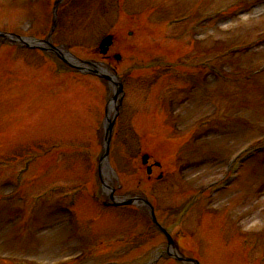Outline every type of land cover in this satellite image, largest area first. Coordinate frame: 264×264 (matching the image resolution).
Segmentation results:
<instances>
[{"label":"rangeland","instance_id":"374dc122","mask_svg":"<svg viewBox=\"0 0 264 264\" xmlns=\"http://www.w3.org/2000/svg\"><path fill=\"white\" fill-rule=\"evenodd\" d=\"M233 1L72 0L70 4L78 9V16L61 14L62 26L61 33L56 37L57 43L73 45L71 52L82 60L102 61L95 52L101 39L108 34L114 37L109 57L117 54L139 55L137 58L128 57L119 66L105 60L104 69L111 67L121 76H132L137 80L130 83L126 114L116 126L110 168L106 164L99 168L103 148L100 145L102 134L99 137L98 133L105 119L104 110L112 97L109 87L95 78L79 75H63L56 79L41 70L43 61L34 57L33 53L21 50L12 55L13 48L6 46L0 49V66H10L9 70H13L12 74H8L9 70L0 72V127L4 130V137H0L4 138V141L0 140V160L8 161L0 167V197L10 191L15 192L17 169L25 159L35 156L31 171L18 188L17 199L0 203V264H58L60 260L84 249L81 242L68 240V233L72 230L67 217L58 208L60 194L53 195L51 199L44 198L36 208L38 213L25 218L34 196L50 183L58 181L67 184L78 182V186L94 190L103 200L107 197L104 194L107 187L111 189V195L121 200L143 195L154 204L161 222L169 226L173 234L183 232L186 226L187 233L194 235L195 225H199L204 217L195 218L197 207L201 206L206 218L220 223L219 234L212 233L219 241L213 239L216 244L212 253L209 246L213 240L205 239L210 242L201 245L191 235V243L190 239L185 241L188 243L187 252L204 264H226V256L220 248L224 240V248L229 247L242 257L240 239H236L237 229H250L256 232L253 236H259L264 230V145L255 147L262 149L261 153L249 150L255 158L245 164L239 180L230 191L215 195L202 205H195L190 213L185 214L186 208L193 205L197 189L218 180L222 182L225 178L222 167L230 157L264 140V74L252 76L246 83L235 82L264 61V44L250 53H243L240 49L234 52L228 50L240 45L246 48L245 44L258 38L257 33L264 28V6L242 18H237L241 13L239 10L230 11L231 15L226 19L222 15L217 16L215 27L211 24L199 28L196 23L202 17L198 16L200 12H215ZM31 7L34 6L29 0H0V29L27 33L29 23L36 15L34 10L28 9ZM186 15L193 17L188 23L168 29L164 27L170 19ZM234 16H237L236 19ZM146 25L152 32L154 26L163 25V29L153 40H149ZM130 32H133L132 37ZM190 34L196 35L199 41L203 53L201 59L197 58L190 43ZM219 51L226 60H233L217 64L216 54ZM153 56L161 63L164 58L178 57L175 63L186 62V66L197 73L201 64L209 62L212 66L218 65L232 80L223 85L215 77L205 74L201 82L193 83L197 86L195 91L178 93L174 101L177 128L173 131L163 124V116L156 112L155 106L157 108L161 91L167 92L174 87L183 89L192 80L175 78L178 66H163L159 72L152 66ZM24 63L30 65L28 69ZM145 68H149L147 73L151 71L147 77L140 75ZM154 69L158 74L152 75ZM166 73L171 76L164 77ZM17 87L24 88L23 94H14ZM55 98L65 103L54 101ZM148 99L150 103L146 102ZM210 116L223 117L222 122L215 120L210 126L206 125L190 142H186L187 145L178 140L194 128L198 119L205 117L207 120ZM149 119L156 122L153 125L155 128L163 130L162 135L155 134L153 127H142ZM127 123H132L138 131L136 138L124 131ZM121 134L124 142L118 138ZM193 139H199V142L194 144ZM177 141L182 144L178 160L184 174L163 183H150L159 176L160 170H154L153 178L146 177L141 168V155L149 150L154 159L163 161L162 170L167 173L172 163L166 156L169 151L172 154V147ZM55 158L59 160L53 163ZM82 187L76 206L80 224L87 225V229L95 224L94 229L99 233L83 242L93 251L89 263L146 264L158 259L165 240L150 225L144 206L104 211V214L111 213L113 218L103 214L98 219L101 213L91 217V204ZM212 210L218 213L212 214ZM103 226L107 230L104 237L101 234ZM261 241L260 250H264V239ZM171 263L179 264L159 259L156 264Z\"/></svg>","mask_w":264,"mask_h":264}]
</instances>
